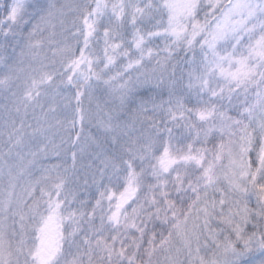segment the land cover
Listing matches in <instances>:
<instances>
[{
    "label": "snow or ice",
    "instance_id": "snow-or-ice-1",
    "mask_svg": "<svg viewBox=\"0 0 264 264\" xmlns=\"http://www.w3.org/2000/svg\"><path fill=\"white\" fill-rule=\"evenodd\" d=\"M0 264H264V0H0Z\"/></svg>",
    "mask_w": 264,
    "mask_h": 264
},
{
    "label": "trees",
    "instance_id": "trees-1",
    "mask_svg": "<svg viewBox=\"0 0 264 264\" xmlns=\"http://www.w3.org/2000/svg\"><path fill=\"white\" fill-rule=\"evenodd\" d=\"M100 32H102L103 33V29L101 28L100 29ZM157 43H161L160 41H157ZM94 47H95V44L93 45ZM78 54V53H77ZM100 55H103V51H102V42H101V48H100ZM85 105H87V100H85ZM197 147H200L201 145H196ZM209 147H211V145H209ZM163 149L161 148V151H162ZM70 155V154H69ZM49 162V161H48ZM50 162H52V163H58L59 161H56V160H51ZM69 163H71V160L69 159ZM137 170H139V169H137ZM81 198H83V197H81ZM130 210V209H129ZM213 226H215V225H213Z\"/></svg>",
    "mask_w": 264,
    "mask_h": 264
},
{
    "label": "rangeland",
    "instance_id": "rangeland-1",
    "mask_svg": "<svg viewBox=\"0 0 264 264\" xmlns=\"http://www.w3.org/2000/svg\"><path fill=\"white\" fill-rule=\"evenodd\" d=\"M100 33H101V36H102V32H100ZM93 45H94V42H93ZM57 139H58V138H57ZM210 145H211V144H210ZM49 163H52V162L49 161ZM37 194H38V193H37Z\"/></svg>",
    "mask_w": 264,
    "mask_h": 264
}]
</instances>
